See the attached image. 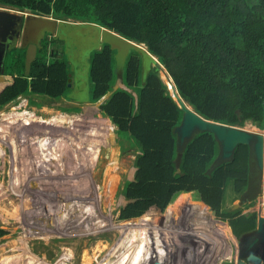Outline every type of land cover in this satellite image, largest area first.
Masks as SVG:
<instances>
[{
	"label": "trees",
	"instance_id": "trees-1",
	"mask_svg": "<svg viewBox=\"0 0 264 264\" xmlns=\"http://www.w3.org/2000/svg\"><path fill=\"white\" fill-rule=\"evenodd\" d=\"M0 6L94 22L124 40L145 45L146 51L134 46L125 59V92L141 84L135 96H128L129 102L117 109L122 92L115 89L104 106L111 120L120 114L118 132L126 133L138 148L134 179L125 180L121 188L124 197L135 201L119 209L120 219L151 220L161 195L159 183L166 181L174 191H185L182 195L201 198L237 238L255 227V212L243 214L239 208L224 207L228 184L235 200L255 183L248 145L231 147L221 142V146L213 133L199 131L178 146L176 127L181 124L183 110L170 92L174 84L177 94L205 119L234 126L250 121L263 129L264 0H0ZM141 52L148 58L143 78ZM91 56V98L98 101L114 83L112 51L105 44ZM22 63V58L17 59L15 66L21 68ZM160 65L172 81L164 72L160 77ZM20 70L11 72L12 81L0 89V107L23 95L56 100L67 89V61L48 60L41 47L28 73ZM3 115L11 123L19 119L46 125L68 118L65 112L48 120L27 111ZM102 119L105 123L106 118ZM220 152L225 157L213 165ZM206 205L201 204V210L210 219ZM139 247L135 245L128 257L124 254L119 264L127 258L132 264Z\"/></svg>",
	"mask_w": 264,
	"mask_h": 264
},
{
	"label": "rangeland",
	"instance_id": "rangeland-1",
	"mask_svg": "<svg viewBox=\"0 0 264 264\" xmlns=\"http://www.w3.org/2000/svg\"><path fill=\"white\" fill-rule=\"evenodd\" d=\"M52 31L50 25L0 7V89L6 85L4 72L9 75L19 70L15 61L23 58L28 42L37 41L48 59L67 61L78 97L92 92L89 70L84 65L93 38L61 25L58 37H53ZM134 49L129 47V53ZM140 61L143 78L148 68L143 52ZM159 67L162 78L166 70ZM84 75L87 78L83 79ZM140 86L126 92L125 87L119 88L122 104L116 102L117 109L129 102L128 96H135ZM111 93L106 100H98L100 114L102 108L106 116L104 125L97 121L98 114L85 111L83 116L74 111L72 117L49 125L37 121L22 125L17 119L18 125L4 118L3 113L27 111L37 119L48 120L74 110L58 101L45 109L41 98L39 105H21L22 109L19 101L17 107L13 104L16 110L14 106L0 107V264H119L124 254L131 255L135 245L140 247L132 264H150L154 257L162 264H221L224 260L238 264L239 238L227 222L215 216L201 198L182 195L185 191H174L166 181L159 183L161 195L157 193L159 203L151 220L118 217L119 209L128 203L121 188L125 180L134 177L138 148L126 133L118 132L120 114L108 119L104 106L111 101ZM91 102L97 101L91 98ZM17 126L21 139H25L22 142ZM240 127L252 132L261 129L250 121ZM263 129L260 132L264 133ZM37 169L40 174H36ZM261 181L264 188V179ZM231 195L228 184L224 207L239 208L243 214L256 211L264 203V192H259L255 205L249 207ZM201 204L206 205L210 219L204 216ZM130 262L127 258L123 264Z\"/></svg>",
	"mask_w": 264,
	"mask_h": 264
},
{
	"label": "crops",
	"instance_id": "crops-1",
	"mask_svg": "<svg viewBox=\"0 0 264 264\" xmlns=\"http://www.w3.org/2000/svg\"><path fill=\"white\" fill-rule=\"evenodd\" d=\"M2 9L12 11L15 13H19L23 16H27V17L31 18L33 21H41L44 25L45 24L50 25V27L53 29V31H52L53 37L57 36L56 34L59 30V26L61 25V26H65L66 30H68V28H69V30H72V31L76 30V31L80 32V34L85 33L87 35V38H93L94 43H92L88 47V50L86 52V54L88 56L86 58L84 66L87 67L88 70H89V66L91 64L90 61H91V57H92L91 55L93 54V52L95 50H99L105 44L108 45L112 51V66H113V69H114V72L116 75V78H115L113 86H112L113 90H115V89L118 90L119 88L125 87V85L123 84V70H124V65H125V59L129 53V50H128L129 47L135 48L134 46H137V47L144 49L139 44H137L133 41H130V40H124L121 36H119L115 32H113V31H111V30H109L103 26H100L94 22L81 21V20H76V19H72V18H59L53 14L38 15V14L31 13L28 10L20 11V10L10 8V7H2ZM106 36L108 37V39ZM119 41H121L123 44L120 43ZM40 47L41 46H40L39 42H37V41L36 42H28L26 44V46L24 48L23 58H22V62H23L22 67L20 68L21 70L19 69L20 71H22L25 74L28 73L29 66H30L31 62L34 60V58L36 57L37 49H39ZM54 50H55L54 48L50 49V53L53 54ZM115 50H117L118 52L116 53ZM144 50L146 51V49H144ZM48 60H50V59H48ZM68 73H69V78H68L67 89H66L65 93L63 94V96H61L60 98H58L56 100H51L49 98H42V97H38L36 95H23L21 97H25V98H21L19 96V98H17L16 101H19L21 105H25V107H26V104L28 101H29V104L39 105V103H37L38 98H41L40 101L43 103L45 102V104H46L45 109L55 105V102L58 101L59 103L64 104L63 107L74 108V110L70 109V113L68 114V117H72L71 113L74 111L77 113H80V116L84 115L83 111H85V113L92 112L96 115L98 114L96 117L97 121H100V125H104V120L102 118H105L106 116L100 114V108H99V111H96L95 109H92V108L94 107L97 109L99 101L101 102V101H103V99L106 100L105 98H107V94L102 96V98H100L99 101H97L96 103L91 102V93L89 91L84 93L81 97H78L76 95V90L74 87L75 79L72 77L71 72H68ZM3 76L6 78V82H4V83L8 84L12 81V74L11 73H9V75H8V73L5 71ZM82 78L85 79V78H87V76L84 75ZM116 85L119 87L117 88ZM125 89H126V87L124 88L123 91H125ZM82 91H83V89H82ZM85 91H87V90H85ZM109 92L111 93V91H109ZM28 97H30V98H28ZM31 99L33 100V102H31ZM22 100L26 101V103H24V104L21 103ZM13 104H15V102L9 104L8 106H11ZM32 109H35V107H32ZM101 113H103L102 108H101ZM91 118H93V116H91ZM108 119H110V118H108Z\"/></svg>",
	"mask_w": 264,
	"mask_h": 264
},
{
	"label": "water",
	"instance_id": "water-1",
	"mask_svg": "<svg viewBox=\"0 0 264 264\" xmlns=\"http://www.w3.org/2000/svg\"><path fill=\"white\" fill-rule=\"evenodd\" d=\"M153 58L155 59V61H157L155 57ZM170 94L173 99L177 102L178 106L183 110L181 124L176 127L178 146H181V143L183 144L184 140H188L192 137L195 132L199 131H209L213 133L214 138L217 139L220 144L221 142H224L231 147H235V145L238 143L247 144L249 148L250 172L254 175V180L257 179L252 185V188L249 190L259 189L260 183L262 182L261 180L264 179V133L252 132L240 126H234L205 119L201 115H199L179 95L175 99L173 94ZM15 101L8 103L6 106L11 103H14ZM179 154L180 153H178V155ZM222 160L223 156L220 152V155L217 157L213 165H217ZM127 199L128 203L135 201V199L132 198ZM245 200V195H242L239 198V203H243L245 202ZM259 242L264 243V215L262 216L260 211L258 215V224L256 229L250 234H242L241 237L238 239L237 263L242 264L240 258L242 256L247 255V259L250 260L253 264H259L261 258L253 252V249L257 247V244ZM150 264H162V261H160L157 257H154V260Z\"/></svg>",
	"mask_w": 264,
	"mask_h": 264
},
{
	"label": "flooded vegetation",
	"instance_id": "flooded-vegetation-1",
	"mask_svg": "<svg viewBox=\"0 0 264 264\" xmlns=\"http://www.w3.org/2000/svg\"><path fill=\"white\" fill-rule=\"evenodd\" d=\"M17 101H15V106L17 107V104L19 103V102H17ZM11 106H14V105H11ZM19 106V105H18ZM26 106H29V101L27 102V104H26ZM12 124H18L17 122H14V123H12ZM21 124L22 125H29L30 123H24V122H22L21 121ZM19 125V124H18ZM264 130V129H263ZM259 131H261V129H259ZM16 134H17V137L19 138V142H22V141H24L25 139H21V130L19 129V127L17 126V130H16ZM6 138L5 137H1V142H5L4 140H5ZM27 140H30V137L29 138H27ZM32 143V142H31ZM31 143H29V144H31ZM221 145V144H220ZM222 146V145H221ZM227 147V146H226ZM31 148H32V150H33V148H35V147H33V146H31ZM222 150L223 149H221V152H222ZM224 156V155H223ZM225 157V156H224ZM37 166H39V165H37ZM38 169H40V168H38ZM38 169H37V173L36 174H40L39 173V171H38ZM35 173V172H34ZM255 180H257V179H255ZM262 193V192H264V188L262 187V184L260 183V188L259 189H257V190H248V192L246 193V194H244L245 195V197H246V199H247V201H245L246 202V204H247V207H249V206H254L255 205V203H256V197H257V194L258 193ZM262 210H264V203H261L260 205H259V207H258V209L255 211V209H252L251 211H248L247 213H250V212H255L256 213V223H255V227L252 229V230H250V231H248L247 233H244V234H250L251 232H253L255 229H256V227H257V224H258V215H259V211H260V213H261V215L263 216V214H262ZM247 213H245V214H247ZM253 252L256 254V255H258L260 258H261V260H260V262H259V264H264V243L263 242H259L258 244H257V247H255V249H253ZM238 253V252H237ZM241 261H242V264H253L250 260H248L247 259V255L246 256H242L241 258ZM237 261H238V259H236Z\"/></svg>",
	"mask_w": 264,
	"mask_h": 264
},
{
	"label": "bare ground",
	"instance_id": "bare-ground-1",
	"mask_svg": "<svg viewBox=\"0 0 264 264\" xmlns=\"http://www.w3.org/2000/svg\"><path fill=\"white\" fill-rule=\"evenodd\" d=\"M165 73H166V72H165ZM166 74H167V73H166ZM167 77L170 78L168 74H167ZM170 80H171V79H170ZM171 81H172V80H171ZM172 87H173V93H172V94H173L174 98L176 99V98L178 97V94H177V92H176L174 86H172ZM245 201H247V199H246Z\"/></svg>",
	"mask_w": 264,
	"mask_h": 264
},
{
	"label": "built area",
	"instance_id": "built-area-1",
	"mask_svg": "<svg viewBox=\"0 0 264 264\" xmlns=\"http://www.w3.org/2000/svg\"><path fill=\"white\" fill-rule=\"evenodd\" d=\"M14 107H15V106H14ZM14 107H12V108H14ZM19 107H20V109H22L21 104L19 105Z\"/></svg>",
	"mask_w": 264,
	"mask_h": 264
}]
</instances>
